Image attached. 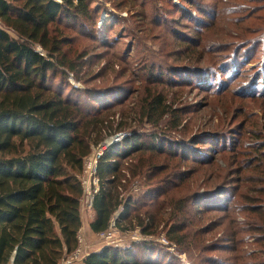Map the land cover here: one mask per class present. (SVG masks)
I'll return each mask as SVG.
<instances>
[{
	"label": "trees",
	"instance_id": "trees-1",
	"mask_svg": "<svg viewBox=\"0 0 264 264\" xmlns=\"http://www.w3.org/2000/svg\"><path fill=\"white\" fill-rule=\"evenodd\" d=\"M137 1L113 0V3L116 8L121 9L122 6L136 4ZM172 1L161 0L160 5L154 1L152 9L155 17L160 19L162 13L169 15L171 8L164 4L168 2L177 7ZM239 1L241 2L233 4L229 10H220L222 17H227L226 24L235 31L236 35L233 37L239 38L240 35L262 31L264 0H248L246 8L242 0ZM96 2L98 1L0 0V264H8L14 250L16 254L13 264H60L76 250L83 196L77 175L82 171L83 159L90 153L91 146L99 143L105 136L125 130V124L121 121L115 126L112 124V113L111 117L103 114L121 105L116 94L100 95L90 89L83 90L88 96L87 104L90 105L91 102L98 105L92 109L81 105L79 99L73 98L70 92L65 96L62 84L53 82L56 74H64L65 77L64 69L72 72L73 66L70 64L72 60H66L62 52V46L68 43L69 38H59L55 34L52 36L54 29L51 31V28L60 22L79 26L82 30L86 26L89 28L86 22H96L99 10L94 6ZM184 2L192 7L196 1ZM146 4L147 0H143L138 5L140 10L135 12L137 16L146 17ZM179 8L183 16L194 21L197 33L205 32L210 25V18L216 16V11L215 15L212 13L213 8L210 11L196 8L198 13L203 14L200 17L191 15L190 8ZM241 8L248 10L247 14H242V11L239 13ZM129 11L133 17L135 14L131 9ZM87 32L92 37L96 36V31L92 29ZM172 33L192 41L175 30ZM236 38L234 39L237 40ZM260 38L264 40V36ZM250 40L251 38L241 43H246L252 51L257 45L260 46L259 41L252 44ZM246 45H239L231 51L229 63L244 67L243 62L248 57L240 58L239 49ZM155 69L156 66L151 64L148 69L150 72L143 80L144 96L139 101L138 116L143 123L155 129L161 128L166 120L165 125L175 131L182 125L185 109L173 108L163 92L151 90L153 83L163 82V71L159 69L156 75ZM201 69L199 72L206 74L209 70ZM238 71L239 67L229 73L230 82L238 77ZM260 79L261 76L257 74L255 79L244 84L237 96L244 100L264 99V81L258 84ZM72 90L80 91L77 87H72ZM224 91H227V87L218 84L215 92ZM261 106H264V102ZM141 130L136 127L131 129L124 137L108 145L98 159L96 177L99 190L94 197L92 209L95 216L90 224L93 233L106 231L114 212L120 206L122 211L115 220L118 231H128L127 228L135 220L143 234L155 233V218L152 215L148 217V212L144 217L136 215L137 201L130 196L125 199L121 196L125 188L122 184L124 165L133 170L143 168L146 153L151 157L168 155L188 159L190 150L186 149V144L179 143L174 149L173 140L166 137L163 130L151 133ZM231 131L237 138L216 133L209 135L210 139L215 140L214 146L209 152H200L203 156L196 161L200 166L211 168L216 153L224 159L226 174L218 177L223 186L214 189L213 194L215 197L226 196L229 202L213 210L224 215L221 222L229 218L226 214L231 205L236 212L245 216L242 226H238L233 219L229 220L230 235L226 241L233 245L238 242L239 235H248L258 246V250L245 256L253 261L252 264H264V117L259 124L252 123L250 126L243 120V123L240 122ZM208 137L203 136L201 142H206ZM138 154L141 155L132 166L130 157ZM149 158L147 170H138L145 175L146 184L151 186L143 199L148 200L146 202H149L147 205L151 204L150 207H159L172 190V178L167 174L162 179V174L167 173L164 161L155 164L149 162ZM153 172L157 173V177L151 175ZM211 194L197 195L194 199L203 203L214 196ZM177 203L179 207L176 206ZM144 204L146 207V203ZM181 204L184 203H175L172 209L173 221L166 225L165 233L166 239L175 244L177 253H181V247L186 248L191 242L196 244V241L186 242L189 222L181 214L184 206L181 207ZM198 216L203 217L200 212ZM197 232H201V235L203 233L200 229ZM199 249L201 253L204 252L202 248ZM221 249L228 253L235 251V247L231 249L227 245ZM213 250L210 248L205 252ZM169 259L168 262L166 251L161 246L141 241L124 247H105L90 252L82 264H170L173 257ZM241 260L242 258L235 257V262L231 264H238Z\"/></svg>",
	"mask_w": 264,
	"mask_h": 264
},
{
	"label": "rangeland",
	"instance_id": "rangeland-1",
	"mask_svg": "<svg viewBox=\"0 0 264 264\" xmlns=\"http://www.w3.org/2000/svg\"><path fill=\"white\" fill-rule=\"evenodd\" d=\"M97 1L94 5L99 8L96 22L94 24L86 22L89 28L85 25V29L82 30L79 26L65 22H60L51 28V31L54 29L52 36L55 34L59 38L63 36L69 38L68 43L62 46V52L65 54L66 60H72L70 64L73 66L72 72L64 69L65 77L64 74H56L53 82L62 84L65 96L70 92L73 94V98L79 99L81 105L92 107V109L98 105L91 102L88 105V96L83 93V90L90 89L100 95L116 94L121 100V105L103 113L114 115L111 120L114 126L119 121L123 122V125L125 124L123 126L125 130L116 134L126 135L135 127L142 129L141 132L144 133L163 130L166 137L173 140L174 146L172 147L174 149L179 143L186 144L189 147L186 149L190 150L188 159L169 157L168 155L166 157H151L148 153L144 154L146 162H144L143 168L138 170L141 172L147 170L150 157L149 162L151 163L160 164L164 161V164H167V173L162 174V179L167 174L172 178L170 181L172 190L169 191V194L167 193L163 204L159 207L157 205L150 207L151 204L147 205L149 202H146L148 200L144 201L143 199V195L151 187L146 184L145 175L124 165L122 184L125 188L121 196L124 199L130 196L137 201L138 212L136 215L140 214L144 217L148 212V217L152 215L155 218V233L145 235L139 230L140 234L151 237L147 242L164 248L168 262L169 257H173L170 264H231L235 262V257L242 258L238 264H252L253 261L245 255L258 250L253 239L248 238V235L241 234L237 237L238 242L233 245L226 241L230 235L229 220L233 219L238 226H242L245 216L236 212L235 207L233 208L231 205L229 213L226 214L229 218L221 222L224 215L213 210L229 202L225 198L226 196L215 197L213 194L215 193L214 189L223 186L218 177L226 174L224 159L216 153L211 168L205 165L200 166L196 160L203 156L200 155L202 152H209L214 146L215 140L210 139L209 135L216 133L237 138L230 132L240 122L243 123L244 120L246 125L250 126L252 123L259 124L264 117V106H261L264 99L244 100L237 96L244 84L255 79L257 74L261 76L258 84H262L264 81V40L259 39L264 36V29L256 34L240 35L239 38L233 37L236 35L235 31L226 24L227 17L223 18L220 10H229L233 4L241 2L239 0H195L192 7H188L184 0H173L172 3L174 2L177 7L168 4V2L165 3L166 7L170 6L171 11L166 16L162 13L160 19L155 17L152 7L154 1L160 5L161 0H147L144 9V14L147 15L144 18L135 13L140 10L138 5L143 0H138L136 4L122 6L121 9L116 8L113 0ZM247 2L248 0H242L244 7H247ZM250 5L252 6V3ZM181 6L190 8L191 15L194 17L203 16L195 10L196 8H203L206 11L213 8L212 13L215 15L216 11V16L210 18V25L205 29V32L197 33L194 21L190 20L188 16H183L179 11ZM130 9L135 14L133 17L130 15ZM241 11L242 14L248 12L242 8L239 13ZM245 24L247 25V23ZM0 26H2L1 22ZM89 29L96 31L95 37L87 32ZM173 30L188 36L192 41L174 35ZM10 34L14 36L12 32ZM249 38H251L250 43L259 41L260 46L257 45V48L252 51L246 43H241ZM103 40L105 41L103 42ZM239 45H246L239 49L240 58L248 57L243 62L244 67L237 66L233 62L229 63L228 57L232 53L231 51ZM37 49L41 51L39 46ZM142 64L144 69H142ZM151 64L156 66V75L159 69L163 71V82L153 83V87H150L151 90L163 92L173 108L185 109V113L182 115V125L175 131L165 125L166 120L161 128L155 129L139 119V101L144 96L145 83L143 80L150 72L148 69ZM237 67H239L238 77L230 82L228 75ZM201 68L209 69L207 74L200 73ZM60 70L63 71L62 68ZM218 84L227 87V91L216 93ZM72 87H77L80 91L74 92ZM113 135L115 134L105 136L99 143L92 146L97 147V145L103 144ZM203 136L208 137L206 142H201ZM140 155L130 157L132 166L138 161ZM193 157L194 160H192ZM151 175L157 177L155 172ZM174 182L176 184H173ZM166 188L169 189V186ZM204 193H212L211 195L214 196L203 203L194 199L197 195ZM179 201L184 203L181 204V207L184 205L181 214L189 222V235L186 242L196 241V244L191 242L186 248L181 247V253L176 252L174 243H171L170 247L160 241L162 237L166 236V225L172 223V209ZM195 202L198 203L195 204ZM144 203H146V207H144ZM176 206L179 207V204L177 203ZM121 211L122 206L114 212L111 221L115 222ZM88 212L91 211L81 204L80 213L83 221L88 218ZM199 212L203 215L202 218L198 216ZM132 226L127 228L128 232H133V229L139 227L135 220ZM198 229L203 232L202 235L201 232H197ZM114 238L115 243L108 247H124L135 242L130 238V235L121 238L115 235ZM97 239L102 245L101 249L107 247L98 237ZM226 245L231 249L235 247V251L233 253L224 252L221 248ZM199 248H202L204 252L201 253ZM210 248L214 250L205 252ZM60 264L80 263L71 257H65Z\"/></svg>",
	"mask_w": 264,
	"mask_h": 264
},
{
	"label": "built area",
	"instance_id": "built-area-1",
	"mask_svg": "<svg viewBox=\"0 0 264 264\" xmlns=\"http://www.w3.org/2000/svg\"><path fill=\"white\" fill-rule=\"evenodd\" d=\"M106 142L107 141H105L103 144L97 145V147L91 146L90 153H88V155L85 156L83 159L82 171L79 175H77V179L83 189V196L81 199V204H83V206L88 208L89 211L93 210L92 207H93L94 197L99 190V181L96 177L97 164H98V159L100 155L102 154L103 150L108 146ZM133 230H134L133 232H128V231L120 232L115 227V222L110 221L108 229L104 232L98 233L97 237L101 241H103L107 247L115 243V238H114L115 235L119 236L120 238L122 236L127 237L128 235H130V238L133 241H135L134 243L141 242V241L147 242V240L151 239V237L149 236L141 235L139 228L133 229ZM133 233L134 235H132ZM160 241L165 246L168 245L171 247L172 245L171 243H169V241L165 237H162ZM173 248H174V245H173ZM86 256H87V253L85 251V248L82 246L81 241L78 240V246L76 250L68 257H71L72 259L82 264V261Z\"/></svg>",
	"mask_w": 264,
	"mask_h": 264
},
{
	"label": "crops",
	"instance_id": "crops-1",
	"mask_svg": "<svg viewBox=\"0 0 264 264\" xmlns=\"http://www.w3.org/2000/svg\"><path fill=\"white\" fill-rule=\"evenodd\" d=\"M81 215V227L78 232V240L81 241L82 246L85 248V251L88 255L90 252L98 251L101 250V243L97 239V234L93 233L90 230V224L94 219V211L92 210L91 212H88V218L83 221L82 214Z\"/></svg>",
	"mask_w": 264,
	"mask_h": 264
},
{
	"label": "water",
	"instance_id": "water-1",
	"mask_svg": "<svg viewBox=\"0 0 264 264\" xmlns=\"http://www.w3.org/2000/svg\"><path fill=\"white\" fill-rule=\"evenodd\" d=\"M124 136H125V134H115V135L111 136L107 140L106 144L110 145L111 143H113L115 141H118L119 139H121ZM15 254H16V250H14V252L12 253L8 264H13V260H14Z\"/></svg>",
	"mask_w": 264,
	"mask_h": 264
}]
</instances>
